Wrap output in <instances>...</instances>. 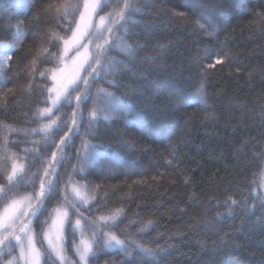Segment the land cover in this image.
I'll return each mask as SVG.
<instances>
[{
	"label": "trees",
	"instance_id": "obj_1",
	"mask_svg": "<svg viewBox=\"0 0 264 264\" xmlns=\"http://www.w3.org/2000/svg\"><path fill=\"white\" fill-rule=\"evenodd\" d=\"M50 2L32 0L25 12L29 0H0V40L11 42L21 21L26 34L5 73L11 82L0 86V93L14 90V95L0 101V158L15 153L18 163L29 165L25 175L40 169L43 176L60 138L68 133L66 155L56 165L60 186L69 178L87 184V195L95 196V201L77 207L93 219L123 209L118 226L105 231L154 252L146 256L132 249L126 255L101 246L89 264H264V193L259 187L264 169V0H137L140 12L133 18L138 23L128 24L127 33H118L135 52L126 56L110 51L108 55L118 62L111 72H101L92 88L93 96L98 89L113 94L100 97L96 105L102 114L115 110L113 117L90 124L93 101L89 100L81 105L82 122L79 112L75 117L77 131L71 123L76 105L61 107L56 115L61 117L62 130L46 147L49 137L24 130L47 123L33 114L49 105L45 100L52 83L50 70L60 63L41 59L29 76V62L41 48L62 54L63 43L50 44L49 36L55 32L66 40L83 8L64 20L42 11ZM71 2L83 4V0ZM109 11L105 8L99 15ZM174 12L186 13L187 20ZM201 14L214 22L208 31L215 35L194 27L192 21ZM223 57L224 62L216 64ZM46 70V77H41L39 72ZM201 84L203 101L197 94ZM124 104L130 110H124ZM5 125L17 131L9 132ZM82 141L104 146L83 172ZM0 164L11 170L10 162L0 159ZM4 183L0 176V185ZM39 183L37 177V189ZM32 193L33 186L22 185L14 197ZM61 195L54 193L47 208L65 206ZM228 197L237 204L226 205ZM3 207L0 204V211ZM47 217L44 212L33 222L34 232L47 229L40 223ZM77 218L72 215V222ZM148 221L151 227L140 233ZM72 232L66 224L65 255L75 264L79 258L73 242L79 244L82 237L79 231ZM90 235L86 229V238ZM37 244L43 253L46 243ZM18 255V248L11 254L5 249L0 264ZM42 264H46L44 256Z\"/></svg>",
	"mask_w": 264,
	"mask_h": 264
},
{
	"label": "snow or ice",
	"instance_id": "obj_2",
	"mask_svg": "<svg viewBox=\"0 0 264 264\" xmlns=\"http://www.w3.org/2000/svg\"><path fill=\"white\" fill-rule=\"evenodd\" d=\"M32 0L24 6L25 12L30 11ZM81 6L83 11L80 12V23L76 24L75 30L72 31V36L65 40L58 33H51L49 36V43L53 41L56 43L62 42L64 45L63 53L60 55L49 52L48 48H41L36 55L29 62V76L37 71L38 61L41 59H54L57 63H63L64 56L70 49L75 47L84 48V52L79 54L78 63L75 64V71L71 77L63 76L61 70L58 76L55 69L51 71V79L54 82V87L47 89L48 96L45 102L49 104L45 108H37L33 114L37 120H47V123L40 124L37 128L24 130L27 134L39 133L42 136L49 137L45 141V145L50 146L53 142V134H58L61 131V117L57 116L61 107H72L71 121L72 125L77 128L78 123L75 119L77 113L81 115V122L83 119L82 104H86L89 100L93 101V109L89 112V122L94 123L98 119H111L115 110H110L108 114H102L100 109L96 108L97 102L100 97H111L113 94L106 92L104 89H98L96 95L93 96L92 88L97 79L100 78L101 72L108 73L114 68L118 62L114 57H110L108 53L112 50H119L126 56H130L135 52V47L129 45L123 38L118 35L121 31L127 33L129 29L128 24H136L133 16L140 12L137 7V0H83V4H73L71 0H62L57 3L56 0L46 4L42 11L54 12L61 19L67 20L69 16L77 11H80ZM105 8H111L106 15L100 16L99 13L104 11ZM174 15L187 20V14L184 12H174ZM93 16H99L98 23H90ZM201 21H204L203 23ZM22 21L18 22L15 26V31L9 39L11 42L0 40V86L11 82L10 77H6L5 73L11 68L13 55L19 51L20 45L25 38L26 34L21 31ZM194 27L205 32L207 35H215V31L209 32V27H214V22L206 15L201 14L199 18L192 21ZM88 44H82L81 41L87 37ZM99 40L101 42L97 43ZM55 46V45H53ZM94 49L90 51L89 47ZM223 58H218L216 64L224 62ZM208 67H214L209 65ZM47 71H40L41 77H46ZM84 73V75H81ZM110 83L115 84V81ZM32 81H29L31 87ZM203 84L198 90V97L201 101L204 100ZM77 89H80L77 92ZM75 93V95H74ZM9 94L14 95L12 88L7 89L4 93H0V101H6ZM105 106L101 105V109ZM130 105L124 104V110H130ZM68 123L64 122V127ZM9 132H16V129L11 126L5 125ZM71 131V129H70ZM7 139L4 141L5 150L7 146ZM18 143V142H15ZM68 143V133H65L60 138V143L56 145L57 151L51 154V160L48 166L43 168V176H40V169L31 173V176L25 175V169L29 167L27 163H18L16 154L0 158L11 164V170L0 164V176L4 177L5 183L0 185V204H4V208L0 211V252L7 249L8 254L15 248H19L20 252L17 257L8 260L7 264H19L23 259L25 264H40V257H45L46 264H73L65 255L66 249L64 228L65 224L71 226L75 235L79 231L81 240L79 244L73 242L74 252L78 256V261L75 264H89L91 259L96 258L98 250L102 247L109 250H118L126 255L132 254V249L139 251L146 256H152L153 250L144 247L142 244L137 243L131 238L125 240L120 239L115 233L105 231L106 228L117 227L124 215L123 209L110 210L107 215H99L94 219L91 216H85L77 204L87 205L89 199L95 201V196L89 197L87 195L88 185H80L73 183L71 178L66 181L63 186H60V173L57 164H62L65 153L64 146ZM102 145L94 144L89 141H82L81 149L84 155L81 157L80 171H84V167L95 163L96 159L100 156ZM25 152L31 151L36 153L35 149H25ZM59 154V155H58ZM77 155H80L78 150ZM24 159H27L25 157ZM171 164V161L168 162ZM39 177L40 183L38 189L35 187L36 179ZM22 185L33 186V193L16 199L14 194L16 189ZM99 186H97L98 188ZM259 187L264 189V170L260 173ZM84 189L85 191H81ZM255 191V190H254ZM60 192L63 207L57 206L52 209L47 208V201L50 200L54 193ZM71 196V199L69 198ZM226 205H235L237 201L228 197L225 201ZM91 211V209H86ZM230 210V209H229ZM44 212H48V217L44 221H40L41 225H48L47 229L41 228L39 233L34 232L32 225L34 221H39V217ZM72 215L78 218L72 222ZM51 221V223H49ZM152 225V221H148L147 225L139 229L140 233H144ZM132 226V222L129 223ZM86 229L91 230L90 237L86 238ZM46 242L44 252L36 247L37 243L42 246Z\"/></svg>",
	"mask_w": 264,
	"mask_h": 264
},
{
	"label": "rangeland",
	"instance_id": "obj_3",
	"mask_svg": "<svg viewBox=\"0 0 264 264\" xmlns=\"http://www.w3.org/2000/svg\"><path fill=\"white\" fill-rule=\"evenodd\" d=\"M82 11H83V8H82ZM99 21V16H93L90 23H98ZM77 23H80V16L76 22ZM76 28V26H75ZM75 28L73 30H75ZM72 36V33L67 37V39H69L70 37ZM66 39V40H67ZM90 38H86L84 39L83 41H81L82 44H88V40ZM64 48V47H63ZM89 50L92 51V48L91 46L89 47ZM84 52V48L82 47H75V48H72L69 50V52L64 56V61L63 63H60L57 68H55L58 76L60 75L61 73V70L63 72V76L65 77H71L75 71V64L78 63V58H79V54H82ZM63 53V51H62ZM84 73H81V75H83ZM54 87V82L52 80V83L51 85H49V88H52ZM49 106V105H48ZM47 106V107H48ZM264 170V169H263ZM263 193H264V189H262ZM22 197H25V196H22ZM21 197H17L16 199H19ZM4 208V207H3ZM3 210V209H2ZM1 210V211H2ZM51 223V221H50ZM66 225V224H65ZM65 230V228H64ZM34 231V230H33ZM0 235H2V233H0ZM46 243V242H45ZM36 247L40 250V248L38 247V244H36ZM41 251V250H40ZM20 252L19 248H18V253ZM42 253V252H41ZM22 264H25V261L23 259L20 260ZM8 262V261H7ZM6 262V264H7ZM43 263V255L40 257V264Z\"/></svg>",
	"mask_w": 264,
	"mask_h": 264
}]
</instances>
